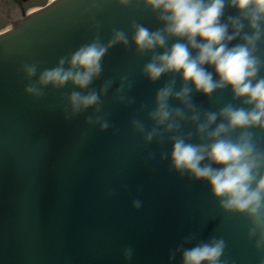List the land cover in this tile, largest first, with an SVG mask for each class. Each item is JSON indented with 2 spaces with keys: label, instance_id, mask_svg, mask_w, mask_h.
Wrapping results in <instances>:
<instances>
[{
  "label": "water",
  "instance_id": "95a60500",
  "mask_svg": "<svg viewBox=\"0 0 264 264\" xmlns=\"http://www.w3.org/2000/svg\"><path fill=\"white\" fill-rule=\"evenodd\" d=\"M160 17L161 10L147 0H55L0 35V264H183L185 249L214 240L224 242L220 264H264V247L255 246L260 230L249 235L253 218L225 209L207 180L172 164L171 137L212 142L187 118L192 112L172 96L170 107L186 115L179 129L166 132L149 117L159 89L171 83L178 91L186 84L179 72H165L155 81L144 72L153 56L178 40L187 43L163 33ZM229 17L243 24L233 40L225 41L233 47L254 30L245 13L225 0L220 20L231 34ZM137 25L161 31L165 46L138 51ZM117 31L127 38L126 45L110 44ZM260 33L253 83L264 79V20ZM93 42L107 47L99 75L86 88L68 81L62 87L45 86L38 98L25 92L42 71L55 68L61 58L69 68L71 55ZM189 51L195 55L197 50L189 46ZM33 64L36 73L28 77L24 66ZM204 68L219 79L214 66ZM186 86L199 122L205 113L217 114L209 131L227 124L220 115L226 106L254 107L246 103L247 96H235L231 85L210 94L196 90L191 81ZM93 90L99 111L93 105L69 115L71 93ZM96 117L109 127L88 123ZM134 120L145 132L158 127L159 135L146 142ZM245 131L256 151L264 153V128L231 129L228 136L235 141ZM259 172L264 173V164ZM125 249H131L130 259Z\"/></svg>",
  "mask_w": 264,
  "mask_h": 264
},
{
  "label": "clouds",
  "instance_id": "9594fccd",
  "mask_svg": "<svg viewBox=\"0 0 264 264\" xmlns=\"http://www.w3.org/2000/svg\"><path fill=\"white\" fill-rule=\"evenodd\" d=\"M153 9L161 10V19L165 21L163 33L180 37L187 43L179 40L163 53L153 56L145 65V74L153 81L165 72H179L186 82L191 81L195 89L210 94L214 89L231 85L235 96H247L246 103L253 104L251 110L234 109L226 106L220 115L227 120V124L220 123L209 131V125L217 119L214 112L205 113V120L200 121L199 113L190 100L189 87L185 86L174 91L172 84L158 90L156 107L149 113L158 127L166 132L179 129V120L186 118L180 108H171L168 101L174 96L180 100L185 108L192 112L188 119L197 125V132L212 138V142L193 144L186 142L181 136H173L171 160L173 166L180 171L187 170L198 179H205L211 186L213 194L221 198L222 207L247 213L253 218L254 227L249 235L260 230L255 246L264 247V173L259 169L264 164V153L257 152L251 134L242 132L233 141L228 133L231 129L259 126L264 128V79L253 83L258 71L259 61L253 55L256 41L260 38V21L264 20V0H230L231 5L245 13L249 26L254 30L251 35L245 34L244 43L228 47L225 41L233 40L243 28L238 17H229L234 31L229 34L227 23H222L225 0H147ZM161 31L149 32L148 29L137 25L134 33V42L140 52L155 47L165 46V35ZM197 37L200 39L197 40ZM127 44V38L117 31L110 42ZM110 46V45H109ZM189 46L196 49L192 55ZM107 46L93 42L82 46L71 55L68 61L70 67H63L65 60L61 58L58 65L52 69H45L35 83L25 86V92L35 97L42 95V89L51 84L62 87L71 81L81 89L86 88L93 77L99 75L100 60ZM214 66L219 79L213 80L212 73L204 65ZM24 71L28 77L36 73V66L25 65ZM101 89V92L105 91ZM71 112L76 115L90 106L96 105L99 111V97L93 90L86 95L73 92L69 96ZM89 124H99L100 129L109 127L107 120L101 117L88 119ZM137 131L144 134L146 142H151L154 136L159 135L158 127L145 132L139 121H133ZM209 160L212 163L204 164ZM140 202L134 201L133 206L139 207ZM224 249L223 240H214L201 243L182 253L183 264H220V256ZM125 258L130 259L131 249H125Z\"/></svg>",
  "mask_w": 264,
  "mask_h": 264
},
{
  "label": "rangeland",
  "instance_id": "374dc122",
  "mask_svg": "<svg viewBox=\"0 0 264 264\" xmlns=\"http://www.w3.org/2000/svg\"><path fill=\"white\" fill-rule=\"evenodd\" d=\"M52 0H0V34L17 26L26 15L37 11Z\"/></svg>",
  "mask_w": 264,
  "mask_h": 264
},
{
  "label": "flooded vegetation",
  "instance_id": "af4514ba",
  "mask_svg": "<svg viewBox=\"0 0 264 264\" xmlns=\"http://www.w3.org/2000/svg\"><path fill=\"white\" fill-rule=\"evenodd\" d=\"M27 3V2H26Z\"/></svg>",
  "mask_w": 264,
  "mask_h": 264
}]
</instances>
